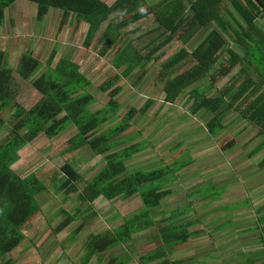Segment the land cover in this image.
I'll return each instance as SVG.
<instances>
[{"label":"trees","instance_id":"trees-1","mask_svg":"<svg viewBox=\"0 0 264 264\" xmlns=\"http://www.w3.org/2000/svg\"><path fill=\"white\" fill-rule=\"evenodd\" d=\"M15 1L3 0L1 14L4 15L5 8ZM29 1L37 5L38 21H43L52 8L62 11L59 32L66 25L75 29L83 22L87 23L84 47L90 46L106 25L98 40L99 55L105 57L116 51L113 66L120 72L100 85L101 92L108 93L109 99L104 107L92 111L89 107L97 98L91 93L84 94L92 86V80L72 59L62 57L53 66L57 54L54 50L45 64L46 70L40 73L44 65L27 51L21 55L14 70L5 52L0 50V112L6 108L13 110L8 121L11 130L0 144V264H16L17 250L28 240L24 228L40 212L38 197L47 190L36 172L22 177L12 169V164L25 146L42 137L54 138L71 125L76 127L77 133L68 140L63 153L88 146L96 155H105L106 164L87 182H83L82 175L68 162L55 172V178L61 177L60 189L67 196L77 194L79 202L88 205L84 210L77 208L74 213L60 209L63 219L52 227L53 233L57 235L81 220V225L69 237L76 238L88 220L97 215L93 203L101 197L114 200L139 194L143 201V208L124 217L118 227L91 233L87 238L82 264H90L96 256L102 263L106 252L130 242L136 234L154 228L157 221L152 211L159 208L172 191L148 188L147 185L167 182L178 170L169 165L171 167L152 171H129L126 162L146 149L141 142L111 152L123 142L119 136L131 127L138 113L146 114L154 104L153 99H148L140 109L131 107L114 124L121 108L117 96L124 90L119 82L141 68L142 73L134 82L136 85L146 76L144 68L150 62L167 58L160 54L161 50L179 40L182 47L162 63L155 80V85L164 84V102L176 104L189 90L187 101L196 103L192 112L197 114L206 110L213 114L206 126L211 134L224 129V118L229 111H237L264 135V24L259 22L264 20V0ZM149 17L154 18L156 27L145 30L148 26H142V21ZM209 28L208 35L190 50L193 38ZM74 31H71L72 36ZM238 65L241 68L235 79L216 96L208 97L206 93ZM14 71L23 80L30 81L41 94L39 101L29 109L17 101L12 88ZM235 144L234 137L221 147L229 151ZM170 217L167 224L159 221L163 226L156 239H160L162 245L141 256L143 264L181 263L168 256L171 248L188 243L194 233L190 231L194 221L176 223L177 215ZM259 261L264 263L263 258ZM127 262V258L113 256L107 264ZM253 262L258 263L257 259Z\"/></svg>","mask_w":264,"mask_h":264},{"label":"rangeland","instance_id":"rangeland-1","mask_svg":"<svg viewBox=\"0 0 264 264\" xmlns=\"http://www.w3.org/2000/svg\"><path fill=\"white\" fill-rule=\"evenodd\" d=\"M114 1L108 0L111 3ZM35 9L37 10V6ZM61 16L62 11L60 9L52 8L43 22L34 19L37 31H51L48 39L43 40L45 45H40V43L34 47L35 58L44 65L40 73L46 70L45 64L55 46L49 38H54L57 33L58 36H61L59 32ZM153 21L154 18L149 17L146 21H142V26H148L145 30L152 29L156 27ZM259 22L262 25L264 24V20ZM46 24H48L47 27H45ZM66 26L64 29L66 33L75 30L74 37L71 40L72 44L69 45L67 39L66 46L62 43L57 44L58 54L53 66L62 57L71 58L78 63L82 72L93 83L90 88L84 91V94L91 93L97 98V101L89 108L92 111L98 110L104 107L109 99L108 93L101 92L100 85L105 80L112 78L117 72H120L112 66L116 51L109 52L105 57L99 55L100 45L98 40L106 25L102 26L96 38L88 47L83 46L85 39L83 32L87 30L81 26L79 28L75 27V29L74 26ZM210 31L211 28L199 32L191 41L189 49L193 50ZM58 39L62 40V38ZM181 47L182 45L178 40L171 43L168 48L162 49L160 54H165L164 57L168 58ZM23 50L25 49H20V51ZM20 53L15 57H11V55L8 57L9 65L14 70L18 65ZM71 55L74 57H71ZM226 57L229 58V55L226 54ZM167 58L150 62L144 68L147 72L146 76L136 82V85L134 82L142 73L141 68H138L129 78L122 79L119 82L124 90L117 96L121 108L117 114L118 119L114 124L118 123L131 107L140 109L148 99H153L154 104L146 114L138 113L133 119L131 127L119 136V139L123 142L111 152L138 142L146 145L143 152L126 162L129 171H152V169L171 165L174 169H178L174 176L171 175L167 182L157 181L147 185V187L171 190L172 193L163 199L159 208L152 211L157 221L154 228L138 233L133 236L130 242L109 250L105 253L104 261L100 264H107L113 256H120L125 260L127 258L128 264H143L140 260L141 256L162 245V241L156 239L160 228L163 226L159 224V221L162 220L163 223L167 224L173 214L177 215L175 218L176 223L188 220L194 221L190 231L194 232L198 227L205 229L204 233L198 234L195 239L193 238L196 244L203 245L205 248L203 249L204 252H200L201 250L191 252L192 246L189 243L182 244L179 247L176 246L170 250L171 254L168 256L170 260H182L181 264H195L198 262V264H230L232 261L226 259L225 254L221 251L218 252V249H216V247L219 248L218 238L212 237L210 232L216 230L217 225H220L221 229H227L230 226L237 227L239 220L235 218V213L244 207H249V201L252 198V184L264 196V163H262L264 153H260L264 150L262 149L258 152L259 154L254 156L250 154L252 148L263 139L261 136L256 137L258 131L256 126L244 118L239 119L237 117L238 112L232 111L224 118V129L213 135L206 127L207 123L213 118V114L206 110L194 114L192 108L196 103L187 101L190 94L189 90L182 95L176 104L165 103L164 84L155 85V80L161 72L162 63ZM240 68V65L236 66L232 72L219 80L216 86L206 95L208 97L216 96L223 87L235 79ZM12 76V88L16 93L17 101L27 109L31 108L39 101L41 94L36 91L30 81L23 80L15 71ZM12 113L11 108H6L0 112V119L2 120V123L0 122V144L11 130V124L8 121L11 119ZM108 127H105L104 130ZM76 133V127L71 125L54 138L42 137L38 139L35 143L25 146L20 151L19 158L11 166L22 177L36 172L37 176L47 186V190L38 197L41 204L40 212L24 228L28 240L25 241V246L17 250L16 264H82L85 255L84 246L91 233L98 234L112 230L123 223L124 217L130 216L143 208V201L139 194L130 198H116L114 200L101 197L93 203V209L97 212V215L88 220V223L76 238L70 239L69 237L81 225V220L57 235L53 233L52 227H56L63 219V215L59 214L60 209L74 213L77 208L84 210L88 205V203L81 204L77 194L67 196L60 189L61 177L55 178V172L59 171L68 162L79 171L84 179L83 182H87L92 180L106 164L105 155H96L88 146L72 153H63L68 140ZM234 137L236 140L235 146L231 147L229 151H224L221 145L229 142ZM243 144L244 146L241 147ZM185 164L186 166H184ZM200 185L203 186L197 190V193L209 196L213 200L220 196L223 188H226L228 192L220 203H228L229 199L236 195L240 196L241 193H245L243 198L247 201L217 207L225 212V221L216 222V219L222 214L220 212L215 214L211 210L216 206L206 205V202L203 204L204 202H201L198 198L200 196L195 198L194 194H189ZM233 187L235 188L232 189ZM259 217L260 222L256 219L247 221L245 223L246 231L244 230L243 233L237 232V236L258 235L263 236L264 239V214H259ZM226 218H229L231 222L228 223L230 220ZM260 252L255 256L258 258L257 261L264 258V251ZM237 255V259L241 258L243 262L246 261L247 257L248 259L252 257L249 253ZM194 256L198 259L191 261V257ZM187 259L189 260L187 261ZM97 260L98 256L90 264H99ZM252 260L254 261V259Z\"/></svg>","mask_w":264,"mask_h":264},{"label":"crops","instance_id":"crops-1","mask_svg":"<svg viewBox=\"0 0 264 264\" xmlns=\"http://www.w3.org/2000/svg\"><path fill=\"white\" fill-rule=\"evenodd\" d=\"M2 3H3V0H0V8L2 6ZM36 6L37 5L35 3H33L29 0H17L14 3H12L9 7L5 8L4 15L1 14V12H0V50L1 51L4 50L7 57H9V55H11V57H15L20 52H21L20 53V57H21V55L27 51L31 52L33 54V56L36 57L34 47L38 46L40 43H41L40 45H43L44 44L43 40L48 39V36H50L51 31L48 32L45 30L44 31L41 30V32H39L35 28L34 19L36 18V14H35ZM49 13H50V11H49ZM59 13L61 14L60 11H59ZM36 20H37V18H36ZM43 21H38V22H43ZM47 26H48V24L45 25V27H47ZM80 26L82 28H84L85 30H88V24L87 23L83 22V24H81ZM66 28H68V27L66 26ZM64 29L60 32L61 36H58V33H57V35L54 36V38H52V39L49 38V40H51V42H53L55 45L52 51L56 50L58 52L57 44L62 43V44H64V46H66L65 45L66 39L68 40L69 45L72 44L71 40L73 39L74 36L71 35L70 31L68 33H66V31L64 32ZM62 32H64V34H62ZM86 32L87 31H85L83 33L86 35ZM70 35L72 36V38ZM58 38H62V40H60ZM83 46H84V44H83ZM20 49H25V50L20 51ZM71 57H74V56L71 55ZM112 63H113V61H112ZM113 68L115 69V67H113ZM81 71H82V69H81ZM230 112H232V111H229L227 113L226 117L228 116V114ZM237 117L239 119L241 118L239 116V114H237ZM259 136H261L263 139L255 147L252 148V151L250 152V154L252 156L259 154L258 152H260L262 149L264 150V135L259 134V129H258L256 137H259ZM237 143H238V141H237ZM242 146H244V144L241 145V147ZM259 147H262L261 150H258ZM254 152H255V154H254ZM260 153H264V151L260 152ZM262 163H264V160L262 161ZM221 185H224V184H221ZM202 186L203 185L196 187V189L191 191L189 194H194L195 198L200 196L198 198L200 199L201 202L202 201L204 202L203 204H205V202H206V205H209V206L215 205L216 206L215 208H212L211 210L215 214H217L218 212L222 213L216 219V222H220L222 220L225 221V217H224L225 212H222L217 207L222 206L224 204H230V203H238L239 204V203L247 201L246 199L243 198V195L245 193H241L240 196L236 195L235 197L229 199L228 203H220L221 200H224L223 197L228 192V190L226 188H223L220 196H218L217 199L213 200L209 196L200 195L197 193V190H199V188ZM234 188L235 187H233L232 189H234ZM251 195H252L251 201L248 200L250 202L249 207L248 208L244 207L243 209H240L235 213V218H237L239 220L236 228L230 226L227 229H221L220 225H217L216 226L217 229L210 232L212 237L215 236L218 238L219 248L216 247V249H218V252L221 251L223 254H225L224 257L226 259H230L232 261L230 264H259L260 261H258V263H254L252 261V259H254V260L258 259L255 256H257L259 253H261L260 251H262V250L264 251L263 236H258V235L257 236L250 235L249 237H246V235H243L242 237L237 236V232L243 233L246 231L245 229L247 227H246L245 223L247 221L256 219V220H258V222H260L261 220H260L259 214L260 215L264 214V196H263L262 192H259L257 190V188L253 187V184L251 185ZM226 219H229V218H226ZM230 222H231V220L228 221V223H230ZM160 230H159V233H160ZM204 232H205V229L202 227H198L194 231L193 236L191 237L192 239L190 238V240L188 241L189 245L191 244V246H192L191 252L200 251V250H201L200 252H204L203 249L205 248V246L198 245L193 240V238L195 239V237H197L198 234H201ZM190 241H192V242H190ZM234 245H236V246H234ZM248 253H249V255H252V257L250 259H248V257H247L246 261L244 260L245 262H243L241 258L237 259L238 258L237 254H248ZM196 259H198V258L195 256L191 257V261H194ZM188 260L189 259H187V261ZM179 261H182V260H179ZM128 262L126 264H128ZM97 263H99L98 260H97ZM107 263H109V261ZM198 263H195V264H198ZM177 264H181V263H177Z\"/></svg>","mask_w":264,"mask_h":264}]
</instances>
